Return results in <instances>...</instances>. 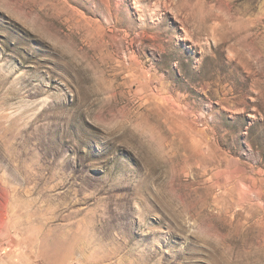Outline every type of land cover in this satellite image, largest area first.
I'll use <instances>...</instances> for the list:
<instances>
[{
    "label": "rangeland",
    "instance_id": "374dc122",
    "mask_svg": "<svg viewBox=\"0 0 264 264\" xmlns=\"http://www.w3.org/2000/svg\"><path fill=\"white\" fill-rule=\"evenodd\" d=\"M0 264H264V0H0Z\"/></svg>",
    "mask_w": 264,
    "mask_h": 264
}]
</instances>
